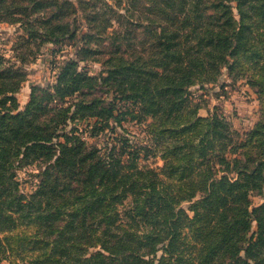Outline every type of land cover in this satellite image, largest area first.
<instances>
[{
  "label": "trees",
  "instance_id": "1",
  "mask_svg": "<svg viewBox=\"0 0 264 264\" xmlns=\"http://www.w3.org/2000/svg\"><path fill=\"white\" fill-rule=\"evenodd\" d=\"M0 23L20 31L17 62L0 58V261L264 264V0H0ZM47 43L76 59L21 110L23 64ZM90 60L99 75L80 69ZM224 69L258 96L247 132L189 97ZM148 118L160 171L137 165L150 149L113 135ZM107 132L104 147L82 138ZM30 166L25 194L17 172ZM19 226L34 233L2 236Z\"/></svg>",
  "mask_w": 264,
  "mask_h": 264
},
{
  "label": "rangeland",
  "instance_id": "2",
  "mask_svg": "<svg viewBox=\"0 0 264 264\" xmlns=\"http://www.w3.org/2000/svg\"><path fill=\"white\" fill-rule=\"evenodd\" d=\"M20 31L17 25H10L0 23V58L3 62L11 61L16 63V41ZM40 51L35 56H28V60L23 64V71L26 74L25 82L17 93V98L20 102V109L23 110L25 105L30 100V93L33 86L49 87L55 83L57 74L59 72V65L63 61L72 58L76 59V47L69 45H55L52 43L43 44L40 46ZM26 50H23L25 52ZM9 65V64H7ZM83 68L91 75H99L102 72V65L96 60H90L80 63V69ZM190 99L199 104V115L208 117L214 112L224 115L231 121L234 128L240 132H247L252 129L260 119V102L258 96L245 84V80H234L229 72L224 69L222 75L213 83L196 84L189 88ZM152 121L148 118L143 124H136V122L123 121L122 126H116V133L113 135L125 136L133 143V145H142L144 148L150 149L151 152L142 151L138 159L139 168H150L155 171H160L164 166V159L160 151V147L152 141L153 134L149 132V123ZM82 130H86V122H79L76 124ZM115 126V123H112ZM70 124L68 128L73 127ZM111 134L107 132L105 136L91 137L88 133H83V139L90 143L97 144L100 147L106 145L108 136ZM114 143L116 141H107ZM38 173L35 166H30L25 169H20L17 172V180L21 183V189L25 194H30L36 189L37 178L34 176ZM252 207L259 206L263 200L259 196H252ZM188 203L182 204L184 209L188 210ZM122 208V206L120 207ZM190 215H193L188 210ZM253 230L256 231L254 225ZM27 232L34 233L33 227L19 226L13 231L5 235H18ZM14 243V242H13ZM15 244V243H14ZM14 253L8 252L6 257L0 261V264H10L15 261L21 263V259L30 254H21L17 260ZM30 257V256H29Z\"/></svg>",
  "mask_w": 264,
  "mask_h": 264
}]
</instances>
